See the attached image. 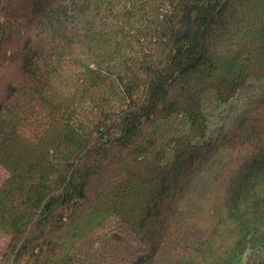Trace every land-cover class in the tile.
Instances as JSON below:
<instances>
[{
	"label": "trees",
	"instance_id": "16d2710c",
	"mask_svg": "<svg viewBox=\"0 0 264 264\" xmlns=\"http://www.w3.org/2000/svg\"><path fill=\"white\" fill-rule=\"evenodd\" d=\"M0 264H264V0H0Z\"/></svg>",
	"mask_w": 264,
	"mask_h": 264
},
{
	"label": "rangeland",
	"instance_id": "374dc122",
	"mask_svg": "<svg viewBox=\"0 0 264 264\" xmlns=\"http://www.w3.org/2000/svg\"><path fill=\"white\" fill-rule=\"evenodd\" d=\"M3 174H4L3 171L0 170V181L3 177ZM5 244H6V240L0 237V253L3 251Z\"/></svg>",
	"mask_w": 264,
	"mask_h": 264
}]
</instances>
